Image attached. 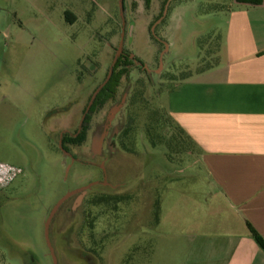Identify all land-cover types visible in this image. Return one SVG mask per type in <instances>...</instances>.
Returning a JSON list of instances; mask_svg holds the SVG:
<instances>
[{"label":"rangeland","instance_id":"rangeland-1","mask_svg":"<svg viewBox=\"0 0 264 264\" xmlns=\"http://www.w3.org/2000/svg\"><path fill=\"white\" fill-rule=\"evenodd\" d=\"M120 1L0 0V163L20 169L0 198V264H54L47 220L64 196L87 186L50 224L57 264L181 261L168 249L172 237L164 235L162 219L173 199L187 201L185 207L197 200L206 173L194 147L184 153L169 150L167 141L154 147L147 127L153 113L167 109L179 81L214 64L221 38L214 28L227 14L211 8L232 0H171L166 23L154 29L165 0H123L122 7ZM204 35L211 38L199 53ZM121 43L120 69L128 73L115 100L91 112ZM139 89L144 98L131 106ZM131 117L135 127L124 148ZM84 127L85 141L62 150L63 138ZM163 131L166 139L173 134ZM102 196L120 200L94 204ZM185 207L177 213H190Z\"/></svg>","mask_w":264,"mask_h":264},{"label":"crops","instance_id":"crops-1","mask_svg":"<svg viewBox=\"0 0 264 264\" xmlns=\"http://www.w3.org/2000/svg\"><path fill=\"white\" fill-rule=\"evenodd\" d=\"M219 6L227 16L214 28L217 64L179 81L166 100L202 153L207 186L189 207L172 200L164 235L179 264H264L249 228L264 241V0Z\"/></svg>","mask_w":264,"mask_h":264},{"label":"trees","instance_id":"trees-1","mask_svg":"<svg viewBox=\"0 0 264 264\" xmlns=\"http://www.w3.org/2000/svg\"><path fill=\"white\" fill-rule=\"evenodd\" d=\"M168 1L169 0H165L163 4L167 5ZM150 2H151V0H145V3L147 5H149ZM237 2L259 5L261 3V0H237ZM211 9L219 11V10H221V7L219 5H215ZM164 10H165V8H164ZM164 10L162 11V13L160 15V19L163 17ZM170 10H171V8H170ZM68 14H70V13L66 12L67 20H68V16H69ZM168 16H169V14L164 17L165 18V19H163L164 24L166 23ZM151 37L153 40L158 41V39L155 37V35L153 33H151ZM210 38H211V35H208V36L204 35V36L199 37L197 39V44H198L200 51L203 50L204 44H206V42ZM218 39H219V37L217 38V53H218L219 48H220V43H219ZM217 62H218V58H216V61L214 62V64L209 65V66H205V67H201L200 70H198V72H201V71H204V70L210 68L211 66L217 64ZM120 68H121V60L118 59L117 64L113 70V75L111 76V78L106 83V85L98 92L97 96L95 97L92 108H91V112H95L96 110L101 109L108 101L115 100L118 88L120 86L121 79L125 74L128 73L127 69H124V68L120 69ZM138 85H140V83H138ZM138 96L140 98L143 97V90L139 89L137 92L136 91L133 92V94L130 98V101H129V104L131 106H134L136 104V99L138 98ZM153 114H154L155 118L153 120L151 119V124L149 127H147V133L149 135V140H150L152 146L156 147L158 145H163L164 142L167 141L166 143H167V147L169 150L177 148L179 150V152H181V153L186 152L187 150L190 149V146H192L198 151V153L201 157L202 153H201L200 149L197 147V145L191 139V137L185 132V130L178 123H176L175 120L170 116L167 109L163 112L157 111ZM88 120H90V117H88ZM134 127H135V117H131L129 119L128 126L126 127V129L123 131V134H122L123 139H122L121 143L124 146V148H126L124 145V138H127V137L132 135ZM167 129H170L173 132L171 137H169L168 139H166L167 138L166 134L163 133L164 132L163 130H167ZM88 130H89L88 127H84L82 129V132H80L78 136L64 137L63 138L64 149H66V143H68V142L74 143V144H82L86 139V135H87ZM167 155L169 157H171V154H167ZM112 200L114 202H118L120 200V198L102 196V197H98L94 201V204L100 205L103 203L110 202ZM249 228H250V232H251L253 238L264 249V241L261 238V236L251 226Z\"/></svg>","mask_w":264,"mask_h":264},{"label":"water","instance_id":"water-1","mask_svg":"<svg viewBox=\"0 0 264 264\" xmlns=\"http://www.w3.org/2000/svg\"><path fill=\"white\" fill-rule=\"evenodd\" d=\"M171 0L168 1L166 7H165V10H164V13H163V17L156 23V25L153 27V29L157 26V24H159L163 19L164 17L167 15V11H168V7H169V4H170ZM120 6L122 7L123 6V0L120 1ZM122 53V43L118 49V52H117V55L115 57V60H114V63L112 65V68L109 72V75H108V78L107 80L96 90V92L94 93L93 97H92V100H91V103L90 105L92 104L93 100L95 99L96 95L98 94V92L106 85V83L108 82L109 78L111 77L112 73H113V67L114 65L116 64L119 56L121 55ZM124 102V98L122 99L121 103L112 111V113L110 114L109 118H108V127L110 126L111 124V119L114 117L116 111L122 106ZM61 149L64 150V148L61 146ZM65 151V150H64ZM89 186L87 187H84L82 189H78V190H75V191H72L70 193H68L66 196H64L59 202L58 204L56 205V207L52 210L48 220H47V223H46V240H47V243H48V246H49V249L51 251V254H52V257L54 259V264H57V259L55 257V253H54V249L51 245V242H50V238H49V227H50V224L52 222V219L53 217L55 216L56 212L58 211V209L61 207V205L66 201L68 200L72 195L76 194L77 192L79 191H83L85 189H87Z\"/></svg>","mask_w":264,"mask_h":264},{"label":"built area","instance_id":"built-area-1","mask_svg":"<svg viewBox=\"0 0 264 264\" xmlns=\"http://www.w3.org/2000/svg\"><path fill=\"white\" fill-rule=\"evenodd\" d=\"M19 173L20 169L0 163V192L6 189Z\"/></svg>","mask_w":264,"mask_h":264}]
</instances>
